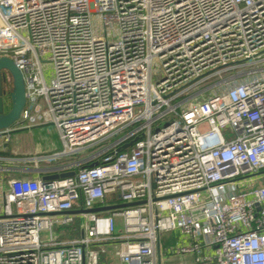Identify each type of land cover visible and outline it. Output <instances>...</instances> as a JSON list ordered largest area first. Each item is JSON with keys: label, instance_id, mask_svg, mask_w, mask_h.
Segmentation results:
<instances>
[{"label": "built area", "instance_id": "built-area-1", "mask_svg": "<svg viewBox=\"0 0 264 264\" xmlns=\"http://www.w3.org/2000/svg\"><path fill=\"white\" fill-rule=\"evenodd\" d=\"M2 57L0 264H264V0H0ZM42 126L60 147L10 153Z\"/></svg>", "mask_w": 264, "mask_h": 264}, {"label": "rangeland", "instance_id": "rangeland-1", "mask_svg": "<svg viewBox=\"0 0 264 264\" xmlns=\"http://www.w3.org/2000/svg\"><path fill=\"white\" fill-rule=\"evenodd\" d=\"M44 77L47 82H50L54 78V70L50 63H45L42 66ZM52 139V144L49 141ZM53 145V146H52ZM53 147H60V142L58 140L57 134L54 129L50 126L34 127L28 130H22L20 127L16 128L11 134L10 144L8 149L11 154H22L23 156H31L37 154L48 153ZM17 152V153H16ZM116 232H120L122 229V222L120 218L115 219ZM74 230H70L67 233L68 237H75L78 235L77 222L72 224ZM169 240L166 246L174 245L177 241V234L169 233ZM162 242L167 239L166 234L161 236ZM165 245V244H164ZM112 254L118 250V247H113ZM187 264H191V258L186 260ZM166 264H182L178 261L173 260Z\"/></svg>", "mask_w": 264, "mask_h": 264}, {"label": "water", "instance_id": "water-1", "mask_svg": "<svg viewBox=\"0 0 264 264\" xmlns=\"http://www.w3.org/2000/svg\"><path fill=\"white\" fill-rule=\"evenodd\" d=\"M8 76L11 80V89L8 94L10 107L9 110L4 112L3 110V101H2V83L4 82L5 76ZM25 105V88L23 83V78L21 72L17 68V66L13 63V61L9 58L2 57L0 58V130L9 129L17 125L20 113ZM135 140L127 143L122 147V149H126ZM74 175L73 172H67L59 175L60 177H72ZM51 178H56L53 176ZM143 202H133V203H119L116 205H107L104 207H95L89 210H85L87 213H97V212H107L113 209L125 208L128 206H134L137 204H141ZM80 211L73 210L69 211V214H77Z\"/></svg>", "mask_w": 264, "mask_h": 264}, {"label": "crops", "instance_id": "crops-1", "mask_svg": "<svg viewBox=\"0 0 264 264\" xmlns=\"http://www.w3.org/2000/svg\"><path fill=\"white\" fill-rule=\"evenodd\" d=\"M49 141L51 142V144L53 143L52 142V139H49ZM53 146V145H52ZM54 148V147H53ZM52 148V149H53ZM51 149V150H52ZM11 153V152H10ZM17 153V152H16ZM15 154V153H14ZM15 155H22V154H15ZM255 186H264V173H262V175H260L259 176V178H257L256 179V181H255ZM69 231H67L66 232V235H65V237H68L67 236V233H68ZM175 234H177V233H175ZM166 237H167V239H165L166 241H164L163 243L166 245V243L168 242V240H169V235L168 234H166ZM179 238V235L177 234V239ZM162 240V239H161ZM110 251L112 252V250H109L108 251V255H107V264H114V262H115V258H114V255L112 254V253H110ZM102 260H104L105 261V255H103L102 256V258H101ZM177 261V260H176Z\"/></svg>", "mask_w": 264, "mask_h": 264}, {"label": "flooded vegetation", "instance_id": "flooded-vegetation-1", "mask_svg": "<svg viewBox=\"0 0 264 264\" xmlns=\"http://www.w3.org/2000/svg\"><path fill=\"white\" fill-rule=\"evenodd\" d=\"M10 89H11V80H10V78L6 75L5 78H4V82L2 83V91H3V93H2V95H1V97H3V95H5V93H6L7 91L10 92ZM8 102H9V97H8ZM9 104H10V102H9Z\"/></svg>", "mask_w": 264, "mask_h": 264}]
</instances>
